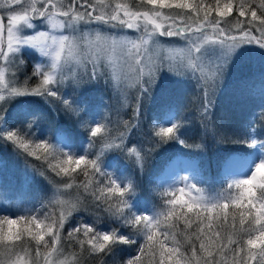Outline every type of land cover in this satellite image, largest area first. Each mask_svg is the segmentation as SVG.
I'll return each mask as SVG.
<instances>
[{"label":"snow or ice","instance_id":"1","mask_svg":"<svg viewBox=\"0 0 264 264\" xmlns=\"http://www.w3.org/2000/svg\"><path fill=\"white\" fill-rule=\"evenodd\" d=\"M164 37L185 42L166 49L167 71L180 75L172 67L179 63L184 73L191 72L206 115L230 67L252 55L249 46L264 58V0H0V143L10 144L33 173L60 178L38 205L15 212L0 208V264H83L86 258L108 264L121 245L133 249L123 264H264V134L258 137L255 127L235 139L253 151L229 162L235 172L220 192L208 193L194 177L182 176L160 186L159 206L141 208L134 179L107 170L108 151L135 157L142 169L155 147L128 140L139 126L142 100L162 86L164 65L155 53ZM26 54L36 59L31 75L20 82ZM101 81L136 89L131 126L123 122L126 131L113 137L108 123L82 122L89 139L79 152L70 142L34 134L29 117L37 114L39 101L19 98L45 103L54 98L79 116V102L61 89ZM14 101L16 115L6 107ZM185 126L182 120L158 123L152 137L160 144H185ZM97 139L98 149L90 151ZM88 203L116 226L101 230L99 218L81 219L65 235L66 223Z\"/></svg>","mask_w":264,"mask_h":264},{"label":"trees","instance_id":"2","mask_svg":"<svg viewBox=\"0 0 264 264\" xmlns=\"http://www.w3.org/2000/svg\"><path fill=\"white\" fill-rule=\"evenodd\" d=\"M207 2L212 3L213 0H207ZM35 59L36 57L30 54L24 56L26 68L17 73L20 82L23 81L25 74L31 75ZM252 65L254 64L249 63V60L242 59L230 67L224 77L221 90L214 99V107L206 115L202 111L204 101L201 87L190 72L178 71L180 75L175 76H181V79L184 80L163 81L162 86L158 85L149 94L151 98L149 101L142 100V115L139 126L131 129L128 143L146 148L155 144V147L151 148L150 155L146 157L143 168H138L135 157L129 156L123 151L111 150L105 154L106 157L112 151L117 152L120 158L131 168L135 184L134 199L144 200V204L149 209L154 205L159 206L161 191L154 189V177L159 175L165 166L177 157L198 158L206 177L199 187H203L208 193L222 190L224 183H220L217 178L221 166L233 154H247L253 151L245 144L235 143V139L245 134L250 127L257 129L256 135L258 137L264 134V70L253 68L247 72L246 68ZM235 67H238L239 70H233ZM35 83V78L29 82L32 86ZM99 89L111 98V116L108 124L112 129L111 135L115 137L120 132L126 131L124 121H129V126H131L132 106L135 104L136 94L127 99V106H125V99L119 93H114L115 89L111 83L105 84L101 81ZM258 96H261L260 99ZM19 99L39 101L34 105L38 108L37 114L34 117H29V119L34 120L36 125L50 132L59 128L72 141L74 151L78 152L85 137L89 138L87 128L80 126L79 120L75 119L74 114L66 112L60 101L49 98L51 103H45L39 97ZM6 107L13 115L17 114L18 109L12 104H8ZM158 108L160 110H172L177 121L182 120L184 122L186 126L182 130V138L185 140V144L176 141L163 144L156 143L152 137L151 120L152 115L159 112L157 111ZM41 137L40 135L39 138ZM99 143L100 141L97 139L96 147L90 151L97 150ZM28 159L32 165L44 169L39 161L32 158ZM11 167L15 168L14 173ZM0 172H3L2 182L14 179L17 183L24 184V191H18L19 194L15 196L21 200V204L26 199L37 198L38 201L33 204L38 205L40 200L48 199L52 194V187H54L48 183V180H52L55 184L60 179L51 172H46L47 179L33 173L32 168L25 163L24 158L16 156L10 144L5 146L3 143H0ZM84 207L87 208L86 211L82 208L66 223V233L69 227L75 226L81 219L85 220L92 211H97L100 215L105 216L104 223L108 221L109 224H114L102 210L95 208L91 203ZM131 251L133 249L129 246L121 245L116 257L108 259V264H123ZM83 264H93V262L86 258Z\"/></svg>","mask_w":264,"mask_h":264},{"label":"rangeland","instance_id":"3","mask_svg":"<svg viewBox=\"0 0 264 264\" xmlns=\"http://www.w3.org/2000/svg\"><path fill=\"white\" fill-rule=\"evenodd\" d=\"M214 15V14H213ZM184 41L180 40L179 38H161V45L162 47L159 49L155 55L158 56L161 63L164 65L162 71H161V79L163 81H176V80H184L181 79V76H175L172 74H169L167 71V68L169 66V54L166 50L168 47H182L184 45ZM253 48V52L251 56H247L243 58V60H249V63H252L254 65L250 66L249 68H246L247 72L253 68H257L259 70H264V58H261L258 55V49L255 48V46H249ZM173 71H183L182 65L179 63H173L172 64ZM242 69V68H241ZM256 69V70H257ZM233 70H239L238 67H235ZM258 71V70H257ZM241 72V71H240ZM191 73V72H190ZM112 86V84H111ZM99 83L96 84H87L85 83L82 87L73 90L72 88H65L61 89L62 94L65 92L67 93V98L72 100L75 99L79 102V106L81 108V112L79 116L74 115L75 119L79 120L80 126H83L87 128V123L82 122H90L93 118L96 120H100L102 122L108 123L109 118L111 116V106L112 101L111 98L107 95V93L102 91H99ZM114 93H119L125 100L129 99L132 95L137 94L135 88H123V89H115ZM261 96H258V99H260ZM151 98L149 95L144 98L143 100H150ZM59 101V100H58ZM128 101V100H127ZM16 102L14 101L12 103V106H15ZM168 104V103H166ZM159 112L152 115L151 125L152 129L155 124H165L168 120H177L175 117V113L172 110L168 109H159ZM161 111V112H160ZM148 114V113H147ZM36 125V124H35ZM33 127V132L37 137L42 136L41 138L48 139L53 143H57L59 141L64 142H70L72 141L68 138V136L62 132L59 128H56V130L53 132L42 129L38 125ZM87 137H85L84 143L81 145V147H87L88 142ZM73 144V143H72ZM80 147V150H81ZM74 150V149H73ZM79 150V151H80ZM78 151V152H79ZM238 154L231 155L226 162L223 164V166L220 168L217 178L220 183H225V180L228 179L235 170L232 171L229 170V162L236 157ZM105 164H110L111 167H109L107 170L112 172H116L117 174H121L124 176H131L133 178V173L131 168L126 164L122 158H120L119 154L115 151L110 152L106 157H104ZM12 168V172H15V168ZM187 169V170H186ZM0 208H7L10 211H19L23 208H29L33 206L34 202L38 201L37 198H34L33 200L26 199L24 200L23 204H21V200L18 198H15L18 191L23 192L24 191V184L23 183H17L14 179H10L7 181L2 182V173L0 172ZM182 176H190L194 177L196 181H199L198 187L200 184L203 183V181L206 179L204 170L202 168V165L198 158L195 157H179L170 162L166 168L158 175L157 177H154L155 186L154 189L157 191H163V188L160 187L161 185L166 188L169 184L173 183L174 181H179V179ZM48 183H51L53 186L52 180H48ZM54 188V187H52ZM53 191V190H52ZM52 193V192H51ZM43 200V199H42ZM140 205L141 208L147 207L144 204V200H136ZM17 205H19V208H17ZM36 205V204H35ZM148 208V207H147ZM17 209V210H15ZM108 217V216H107ZM106 217V218H107ZM97 218H99V223L97 227L101 230H108V228L115 227V224H109L108 221H103L105 219V216L100 215V213H97L92 211L90 215H87L85 218V222H92L95 221ZM66 230V228H65ZM66 233V231H65Z\"/></svg>","mask_w":264,"mask_h":264},{"label":"bare ground","instance_id":"4","mask_svg":"<svg viewBox=\"0 0 264 264\" xmlns=\"http://www.w3.org/2000/svg\"><path fill=\"white\" fill-rule=\"evenodd\" d=\"M187 170V169H186Z\"/></svg>","mask_w":264,"mask_h":264}]
</instances>
